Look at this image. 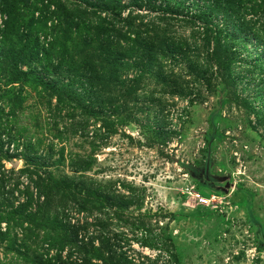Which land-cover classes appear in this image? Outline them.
Masks as SVG:
<instances>
[{"label":"rangeland","instance_id":"rangeland-1","mask_svg":"<svg viewBox=\"0 0 264 264\" xmlns=\"http://www.w3.org/2000/svg\"><path fill=\"white\" fill-rule=\"evenodd\" d=\"M0 264H264V0H0Z\"/></svg>","mask_w":264,"mask_h":264},{"label":"built area","instance_id":"built-area-1","mask_svg":"<svg viewBox=\"0 0 264 264\" xmlns=\"http://www.w3.org/2000/svg\"><path fill=\"white\" fill-rule=\"evenodd\" d=\"M199 197V196H198ZM199 202L202 204V205H207L208 204V200H205L203 198H199Z\"/></svg>","mask_w":264,"mask_h":264},{"label":"trees","instance_id":"trees-1","mask_svg":"<svg viewBox=\"0 0 264 264\" xmlns=\"http://www.w3.org/2000/svg\"><path fill=\"white\" fill-rule=\"evenodd\" d=\"M211 139H212V138H209V140L207 139V143H208V145H210V143H211V141H212ZM203 180H204V182L207 181L206 178H204ZM262 244H263V242H262Z\"/></svg>","mask_w":264,"mask_h":264},{"label":"water","instance_id":"water-1","mask_svg":"<svg viewBox=\"0 0 264 264\" xmlns=\"http://www.w3.org/2000/svg\"><path fill=\"white\" fill-rule=\"evenodd\" d=\"M227 187H228V184H227Z\"/></svg>","mask_w":264,"mask_h":264}]
</instances>
